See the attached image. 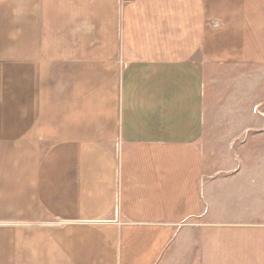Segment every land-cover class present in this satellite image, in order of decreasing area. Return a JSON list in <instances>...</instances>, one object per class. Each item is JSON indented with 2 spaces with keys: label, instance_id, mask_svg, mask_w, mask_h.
Segmentation results:
<instances>
[{
  "label": "crops",
  "instance_id": "obj_1",
  "mask_svg": "<svg viewBox=\"0 0 264 264\" xmlns=\"http://www.w3.org/2000/svg\"><path fill=\"white\" fill-rule=\"evenodd\" d=\"M0 264H264V0H0Z\"/></svg>",
  "mask_w": 264,
  "mask_h": 264
},
{
  "label": "built area",
  "instance_id": "obj_2",
  "mask_svg": "<svg viewBox=\"0 0 264 264\" xmlns=\"http://www.w3.org/2000/svg\"><path fill=\"white\" fill-rule=\"evenodd\" d=\"M124 1H127V0H124Z\"/></svg>",
  "mask_w": 264,
  "mask_h": 264
}]
</instances>
